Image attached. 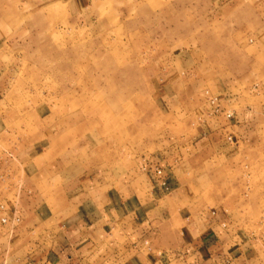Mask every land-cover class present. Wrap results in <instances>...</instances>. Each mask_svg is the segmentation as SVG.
Returning <instances> with one entry per match:
<instances>
[{"label": "rangeland", "instance_id": "obj_1", "mask_svg": "<svg viewBox=\"0 0 264 264\" xmlns=\"http://www.w3.org/2000/svg\"><path fill=\"white\" fill-rule=\"evenodd\" d=\"M258 93L264 0H0V188L50 205L56 178L68 179L85 219L101 214L100 177L145 176L156 199L144 163L174 173L227 95L240 109ZM32 232L53 248L48 230Z\"/></svg>", "mask_w": 264, "mask_h": 264}, {"label": "crops", "instance_id": "obj_2", "mask_svg": "<svg viewBox=\"0 0 264 264\" xmlns=\"http://www.w3.org/2000/svg\"><path fill=\"white\" fill-rule=\"evenodd\" d=\"M256 98L255 108L235 109L233 96H226L224 111L213 116L215 124L196 130L193 155L168 172L169 190L156 199L145 176L123 186L118 178L107 183L100 177L101 214L85 219L78 213L82 202L69 197L68 179L56 178L50 205L28 203L19 188L4 184L0 195L12 191L16 199L0 216L20 220L0 224V264H264V93ZM111 189L117 199L107 210ZM42 208L49 209L50 222ZM32 229L39 235L48 230L53 248L29 241Z\"/></svg>", "mask_w": 264, "mask_h": 264}, {"label": "built area", "instance_id": "obj_3", "mask_svg": "<svg viewBox=\"0 0 264 264\" xmlns=\"http://www.w3.org/2000/svg\"><path fill=\"white\" fill-rule=\"evenodd\" d=\"M254 88H257V85H254ZM215 100V99H214ZM215 112H218V108L215 110ZM225 117L230 119L233 115V113L231 112H225ZM230 141V137L227 138ZM142 170H146L149 171L154 178V181L156 183V185L163 191V192H167L169 190V182L167 179V175L164 173L163 169L160 168L157 165H152L150 166L147 163H144ZM0 210L1 211H5V207L2 205L0 206ZM9 220H11L13 223H18L20 218L16 215H12V217H8V216H3L0 219V222L2 224L7 223Z\"/></svg>", "mask_w": 264, "mask_h": 264}]
</instances>
